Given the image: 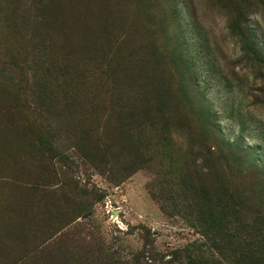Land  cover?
Listing matches in <instances>:
<instances>
[{
    "label": "rangeland",
    "instance_id": "rangeland-1",
    "mask_svg": "<svg viewBox=\"0 0 264 264\" xmlns=\"http://www.w3.org/2000/svg\"><path fill=\"white\" fill-rule=\"evenodd\" d=\"M204 193L264 229V0H0V264H231Z\"/></svg>",
    "mask_w": 264,
    "mask_h": 264
},
{
    "label": "trees",
    "instance_id": "trees-1",
    "mask_svg": "<svg viewBox=\"0 0 264 264\" xmlns=\"http://www.w3.org/2000/svg\"><path fill=\"white\" fill-rule=\"evenodd\" d=\"M39 9H37V12ZM35 29H46V19L39 14L35 15ZM45 36H48L47 33H44ZM30 89H34L37 82L33 85V78L29 80ZM75 90H79L77 87ZM142 108H146V110L142 109L138 113L140 120H146L151 118L150 114L152 112L153 103L151 104L149 98H145V95H140ZM81 128L79 133L77 134L76 141H88L87 134L88 132H95V128L90 126L86 128L87 125L84 123L80 125ZM136 154L131 155V159L135 158ZM208 193H204L201 198L205 200V203L198 207L197 212L200 218V223L202 225H206L208 221H214L219 224L218 227L224 224L225 219L229 218L231 227H232V235H227L225 241L221 244L219 254L222 259H227L231 264H264V229L257 222L254 223L251 227H248L246 224H242V222L238 219V215L229 210L227 205L223 202L224 199L220 198V196L216 199H211ZM217 208L216 212H213V209ZM218 232L220 234H224V231L220 228ZM245 234V235H242ZM232 238L236 239V244L234 245L232 251L227 252V249H222L230 245L229 242L232 243ZM241 239L247 241H241ZM217 247V246H216ZM232 253V261L229 260V257L226 254ZM234 261V262H233ZM188 264H222L220 260H214L212 258L205 257L202 255L199 259L189 258Z\"/></svg>",
    "mask_w": 264,
    "mask_h": 264
}]
</instances>
